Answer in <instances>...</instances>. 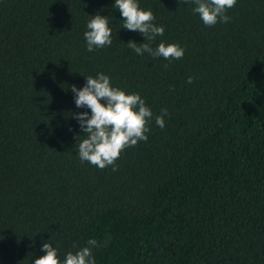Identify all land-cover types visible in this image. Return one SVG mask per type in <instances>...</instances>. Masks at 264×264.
Wrapping results in <instances>:
<instances>
[{
    "label": "trees",
    "instance_id": "16d2710c",
    "mask_svg": "<svg viewBox=\"0 0 264 264\" xmlns=\"http://www.w3.org/2000/svg\"><path fill=\"white\" fill-rule=\"evenodd\" d=\"M114 4L0 0V264H34L46 241L63 261L89 239L95 264H264V0H237L214 26L193 3L138 0L165 29L151 42ZM96 14L112 44L90 52ZM130 40L184 56L137 55ZM101 72L153 113L116 171L78 155L72 113L91 110L71 86Z\"/></svg>",
    "mask_w": 264,
    "mask_h": 264
},
{
    "label": "clouds",
    "instance_id": "9594fccd",
    "mask_svg": "<svg viewBox=\"0 0 264 264\" xmlns=\"http://www.w3.org/2000/svg\"><path fill=\"white\" fill-rule=\"evenodd\" d=\"M184 2L196 5L192 11L199 15L205 26H214L219 22H229L230 17L226 12L235 7L237 0ZM114 8L118 9L123 18V29L138 31L149 42L157 36H163L164 27L153 23L154 14L151 10L141 9L138 0H115ZM91 17L84 33L87 50L90 52L112 44L109 18L100 14ZM127 46L137 55L148 53L154 58L163 57L165 60L182 59L185 52V49L176 43L161 42L154 49L150 43L137 44L130 40ZM85 80L82 88L71 86L77 108L91 110V115L87 111L72 113L86 136L78 144L79 158L82 162L87 161L100 169L112 166L113 171H116L115 162L125 149L136 146L139 141L148 140V124L153 113L138 93L128 94L125 90L113 87L110 77L103 72L98 73L96 77L87 76ZM192 82L193 78L190 76L187 83ZM167 114V109H163L161 115L155 117V123L160 128L165 127L164 116ZM87 245L75 253L68 252L61 261L58 250L46 241L41 249L45 254L35 259L34 264H95L92 249L99 246L98 242L89 239Z\"/></svg>",
    "mask_w": 264,
    "mask_h": 264
}]
</instances>
